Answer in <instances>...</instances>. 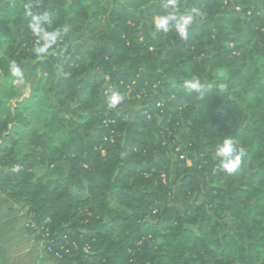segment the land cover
Here are the masks:
<instances>
[{
    "label": "trees",
    "instance_id": "1",
    "mask_svg": "<svg viewBox=\"0 0 264 264\" xmlns=\"http://www.w3.org/2000/svg\"><path fill=\"white\" fill-rule=\"evenodd\" d=\"M191 9L184 40L169 0H0V189L60 264H264V0Z\"/></svg>",
    "mask_w": 264,
    "mask_h": 264
},
{
    "label": "crops",
    "instance_id": "2",
    "mask_svg": "<svg viewBox=\"0 0 264 264\" xmlns=\"http://www.w3.org/2000/svg\"><path fill=\"white\" fill-rule=\"evenodd\" d=\"M29 223L22 204L0 189V264H60L28 229Z\"/></svg>",
    "mask_w": 264,
    "mask_h": 264
},
{
    "label": "clouds",
    "instance_id": "3",
    "mask_svg": "<svg viewBox=\"0 0 264 264\" xmlns=\"http://www.w3.org/2000/svg\"><path fill=\"white\" fill-rule=\"evenodd\" d=\"M169 5L172 7L173 11L169 12L166 16L155 18L154 24L156 30L167 31L170 22H174V27L177 35L184 40L188 39V28L193 24L197 16L202 15L197 9H191L187 14L177 18L175 13V0H169ZM53 37L50 35H45L44 39L51 40ZM47 44L43 47H36L35 52L37 55L42 54L46 51ZM10 71L12 76L20 77L21 70L14 63L10 66ZM185 87L188 90H199L198 81H186ZM122 96L118 92H112L107 96V104L109 108H115L121 101ZM216 155L220 158L219 167L224 171L231 173L236 170V168L241 163V160L245 153L243 150L239 152L236 151L234 147V141L231 138H225L224 141L217 146Z\"/></svg>",
    "mask_w": 264,
    "mask_h": 264
},
{
    "label": "rangeland",
    "instance_id": "4",
    "mask_svg": "<svg viewBox=\"0 0 264 264\" xmlns=\"http://www.w3.org/2000/svg\"><path fill=\"white\" fill-rule=\"evenodd\" d=\"M35 75L33 73L28 72V70L26 72H24L21 77L19 78V82H18V86L19 88H21L22 90L26 91V94H28V92L30 91L31 88V84L35 79ZM113 92H117V90H115V88L113 89V86H111L110 88ZM125 99V104L123 105H117L115 108H113L115 111H119V112H127L131 109H138L141 104H142V100H140L139 97H136L132 94V91H128L126 93V96L124 97ZM139 99V100H138ZM42 173V172H41ZM174 188L176 190H178V185H173Z\"/></svg>",
    "mask_w": 264,
    "mask_h": 264
},
{
    "label": "built area",
    "instance_id": "5",
    "mask_svg": "<svg viewBox=\"0 0 264 264\" xmlns=\"http://www.w3.org/2000/svg\"><path fill=\"white\" fill-rule=\"evenodd\" d=\"M30 224V223H29Z\"/></svg>",
    "mask_w": 264,
    "mask_h": 264
}]
</instances>
